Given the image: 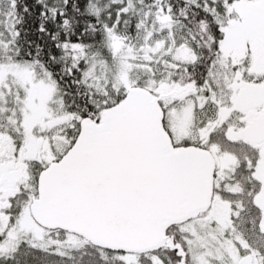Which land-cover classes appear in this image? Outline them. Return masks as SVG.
Here are the masks:
<instances>
[{
    "label": "snow or ice",
    "instance_id": "snow-or-ice-1",
    "mask_svg": "<svg viewBox=\"0 0 264 264\" xmlns=\"http://www.w3.org/2000/svg\"><path fill=\"white\" fill-rule=\"evenodd\" d=\"M0 264H264V0H0Z\"/></svg>",
    "mask_w": 264,
    "mask_h": 264
}]
</instances>
